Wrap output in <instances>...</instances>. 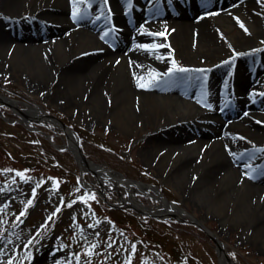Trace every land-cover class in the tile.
<instances>
[{
  "label": "bare ground",
  "instance_id": "1",
  "mask_svg": "<svg viewBox=\"0 0 264 264\" xmlns=\"http://www.w3.org/2000/svg\"><path fill=\"white\" fill-rule=\"evenodd\" d=\"M260 6L262 0H131L130 7L128 0H0V65L9 63L4 69L13 70L12 78L45 93L49 103L83 113L85 123L148 133L141 156L166 185L175 186L182 203L167 202L156 187L158 203L145 204L136 195L149 194L143 184L89 161L80 164L103 190L115 181L129 194L122 202L160 218H194L191 209L204 206L223 218L230 211V223L246 230L251 243L259 239L253 244L263 253ZM161 32L166 38L155 35ZM175 59L189 71L165 76ZM3 102L19 104L6 97ZM21 110L35 118L43 113L32 104ZM65 131L70 147H80L76 133ZM190 135L198 137L193 148L184 142ZM211 235L219 263L239 264L229 258L227 244ZM46 257L35 255L32 264Z\"/></svg>",
  "mask_w": 264,
  "mask_h": 264
},
{
  "label": "rangeland",
  "instance_id": "2",
  "mask_svg": "<svg viewBox=\"0 0 264 264\" xmlns=\"http://www.w3.org/2000/svg\"><path fill=\"white\" fill-rule=\"evenodd\" d=\"M259 12L264 32V0ZM174 63L182 67L177 59ZM4 64L0 96L19 104L0 103V264H32L42 252H47L42 264H220L217 246L202 227L227 244L228 256L235 262L264 264V252L253 244L259 239L246 240V230L230 223V211L223 218L205 206L200 211L190 206L194 218L174 213L153 217L125 206L129 202L123 203L121 197L127 199L129 194L117 182L107 181L103 190L91 170L80 171L70 151L52 147L51 142L63 145L62 129L22 113V104L41 106L43 113L71 128L92 164L141 182L150 195H136L145 204L158 203L156 187L167 202L182 203L175 186L166 185L141 156L148 133L121 130L108 122L85 123L83 113L51 104L45 93H35L14 80L13 70L4 69L9 63ZM259 90L264 96V87ZM197 141L194 135L184 140L191 148ZM150 165L154 168L151 161ZM80 177L90 189L80 185Z\"/></svg>",
  "mask_w": 264,
  "mask_h": 264
},
{
  "label": "water",
  "instance_id": "3",
  "mask_svg": "<svg viewBox=\"0 0 264 264\" xmlns=\"http://www.w3.org/2000/svg\"><path fill=\"white\" fill-rule=\"evenodd\" d=\"M1 99V98H0ZM41 115V117H36V119H44V120H47L49 121L50 123L56 125V126H59L62 131L64 132L65 134V137L67 139V142L64 143L63 145L61 146H57V145H53L56 149H67L68 151H70L72 153V155L74 156L77 164L80 166V164H84V165H88V159L83 155L80 147L76 144V148L75 149H72L73 147H70V138L69 136L67 135L66 133V129L69 128L68 126H66L64 123H62L60 120H58L56 117L52 116V115H49V114H45V113H39ZM90 162V161H89ZM96 165V164H95ZM98 165V164H97ZM82 169H88L87 167H82ZM90 170V169H88ZM93 172V171H92ZM129 182H134V181H131L129 179H127ZM112 205V204H110ZM129 207L133 208L135 211L139 212V213H143L141 211H138L135 207H133L132 205H128ZM147 215L149 216H155L154 214H151V213H146ZM203 231L213 240V242L216 244L217 246V249H218V243L216 242V239L214 237H212L211 233L206 230L204 227H202Z\"/></svg>",
  "mask_w": 264,
  "mask_h": 264
},
{
  "label": "snow or ice",
  "instance_id": "4",
  "mask_svg": "<svg viewBox=\"0 0 264 264\" xmlns=\"http://www.w3.org/2000/svg\"><path fill=\"white\" fill-rule=\"evenodd\" d=\"M128 4H129V7L131 6V0H128ZM76 11L74 10L73 11V18H76ZM238 23H239V21H237ZM241 26V28H243L244 26L241 24L240 25ZM105 35H107V33H105ZM156 36H158V37H164V38H166V32H161V33H156L155 34ZM165 45H163V44H161V45H159V46H157V45H152L151 46V49L150 50H155V49H157L158 47H164ZM174 71H179V72H186V71H189L188 69H185V68H177L176 66H175V63H173V65H172V67H170L169 69H168V71L164 74L165 76H170ZM149 76L154 80L155 79V76H156V74L155 73H149ZM144 78L142 77L141 78V80H143ZM138 86L139 87H145V85L143 84V83H138ZM17 175H19V176H23V173H17ZM34 192H35V190H34ZM28 205H31L32 204V201L31 200H29L28 202ZM71 205H69V207H70ZM57 211H59V209H57ZM21 215H24V213L22 212L21 213ZM19 219V218H18ZM49 219H51V217H49ZM29 244H31V241H29L28 242ZM8 264H11V261H8Z\"/></svg>",
  "mask_w": 264,
  "mask_h": 264
}]
</instances>
